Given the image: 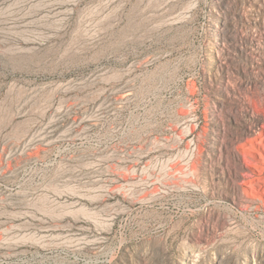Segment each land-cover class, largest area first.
Instances as JSON below:
<instances>
[{
	"label": "rangeland",
	"instance_id": "obj_1",
	"mask_svg": "<svg viewBox=\"0 0 264 264\" xmlns=\"http://www.w3.org/2000/svg\"><path fill=\"white\" fill-rule=\"evenodd\" d=\"M250 112L264 0H0V264H264Z\"/></svg>",
	"mask_w": 264,
	"mask_h": 264
},
{
	"label": "bare ground",
	"instance_id": "obj_2",
	"mask_svg": "<svg viewBox=\"0 0 264 264\" xmlns=\"http://www.w3.org/2000/svg\"><path fill=\"white\" fill-rule=\"evenodd\" d=\"M262 116H259L258 113L250 112L247 119L241 124L238 122V119H235L236 126L234 133L236 139L245 133L246 138L239 146L258 153L259 157L264 160V114ZM239 125L243 127L241 133L238 131ZM238 154L239 156H243V158L247 157L246 150L238 149ZM259 187L261 189L259 191L264 193V183L263 185L260 184Z\"/></svg>",
	"mask_w": 264,
	"mask_h": 264
}]
</instances>
